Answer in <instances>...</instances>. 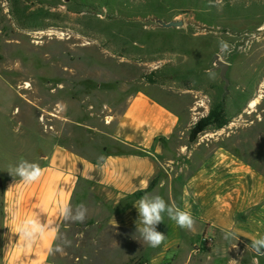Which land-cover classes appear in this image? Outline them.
Here are the masks:
<instances>
[{
    "label": "rangeland",
    "instance_id": "obj_1",
    "mask_svg": "<svg viewBox=\"0 0 264 264\" xmlns=\"http://www.w3.org/2000/svg\"><path fill=\"white\" fill-rule=\"evenodd\" d=\"M181 29L156 26L154 18ZM264 26V0H0V178L22 160L41 163L56 144L99 162L123 147L112 136L137 92L169 102L182 117L179 145L222 139L264 172V41L231 54L233 33ZM220 41L230 53L220 51ZM228 62L229 85L214 70ZM26 84L30 86L26 88ZM256 100L257 107H251ZM224 104L230 123L196 132L210 108ZM82 223L66 221L51 264H264L242 239L217 233L192 259L154 263L148 245L113 228L86 201ZM1 194V189H0ZM1 203V198H0ZM136 234V237L134 238ZM55 245V246H56Z\"/></svg>",
    "mask_w": 264,
    "mask_h": 264
},
{
    "label": "crops",
    "instance_id": "obj_2",
    "mask_svg": "<svg viewBox=\"0 0 264 264\" xmlns=\"http://www.w3.org/2000/svg\"><path fill=\"white\" fill-rule=\"evenodd\" d=\"M258 105V104H257ZM257 107V106H255ZM181 115L169 104L137 92L118 119L113 140L133 153L105 151L101 161L89 160L64 144L42 156L39 181H2L0 203V264H51L50 258L65 225L59 215L72 207L86 186V201L102 209L113 228L136 231L134 203L158 194L195 219L193 230L182 229L166 215L157 230L166 235L158 247L142 250L154 263L192 259L203 238L234 232L252 241L264 237V172L223 145L222 139L179 145ZM157 182L154 184V181ZM39 217L53 226L28 245L15 230L19 222Z\"/></svg>",
    "mask_w": 264,
    "mask_h": 264
},
{
    "label": "clouds",
    "instance_id": "obj_3",
    "mask_svg": "<svg viewBox=\"0 0 264 264\" xmlns=\"http://www.w3.org/2000/svg\"><path fill=\"white\" fill-rule=\"evenodd\" d=\"M220 51L222 53H230V46L227 42L220 41ZM8 172L13 177L18 176L20 182L24 184L37 182L44 174V170L39 164L27 160H22L16 165H10ZM133 205L138 211L136 234H139V241H142L149 247L155 248L164 242L166 235L158 231L157 226L164 222L165 215L182 229L193 230L195 226V219L190 211L182 210L178 206L167 202L158 194H145ZM87 214V206L83 203L77 205L75 208L69 204H65L61 207L59 213L64 221L73 223L84 222ZM50 229H53V226L39 217L27 218L15 225L16 232L28 245L34 244ZM225 237L234 239L236 234L234 232H226ZM71 245V239L64 237L63 243L57 244L54 251L63 252L66 247H70ZM250 248L254 253L264 255V237L253 239Z\"/></svg>",
    "mask_w": 264,
    "mask_h": 264
},
{
    "label": "water",
    "instance_id": "obj_4",
    "mask_svg": "<svg viewBox=\"0 0 264 264\" xmlns=\"http://www.w3.org/2000/svg\"><path fill=\"white\" fill-rule=\"evenodd\" d=\"M153 21H155L156 26L159 28H165V29H172V28H178L181 29L184 26V22L182 20L181 16H178L176 20L174 21H164L160 20L158 18H154ZM231 35L234 37L241 38L238 42L235 43L231 54L234 52H237L239 49L246 47L249 48L254 42H261L264 41V26H261L257 30H247L242 33H233L231 32ZM214 63L216 67L214 70H220V77L225 82V89H227L229 85V79L227 78V73L229 69L228 62L221 59L220 55L214 56ZM0 187H2V180L0 178Z\"/></svg>",
    "mask_w": 264,
    "mask_h": 264
},
{
    "label": "trees",
    "instance_id": "obj_5",
    "mask_svg": "<svg viewBox=\"0 0 264 264\" xmlns=\"http://www.w3.org/2000/svg\"><path fill=\"white\" fill-rule=\"evenodd\" d=\"M230 123V120L228 119V115L225 112L224 104L218 103L215 107L210 108L209 114L202 118L200 120V123L195 127L196 132H204L207 131L208 128L213 127L215 130H221L225 126H227ZM124 152L133 153L134 150L128 149L127 147H123ZM157 182V180L154 181V184ZM66 221H64V224ZM244 242H246L249 247L251 244L250 240L242 239ZM264 257V255H261Z\"/></svg>",
    "mask_w": 264,
    "mask_h": 264
},
{
    "label": "built area",
    "instance_id": "obj_6",
    "mask_svg": "<svg viewBox=\"0 0 264 264\" xmlns=\"http://www.w3.org/2000/svg\"><path fill=\"white\" fill-rule=\"evenodd\" d=\"M203 241L205 242V244H211L212 243V239L208 238V237H206V238L204 237Z\"/></svg>",
    "mask_w": 264,
    "mask_h": 264
},
{
    "label": "bare ground",
    "instance_id": "obj_7",
    "mask_svg": "<svg viewBox=\"0 0 264 264\" xmlns=\"http://www.w3.org/2000/svg\"><path fill=\"white\" fill-rule=\"evenodd\" d=\"M29 86H30L29 84H26V88L29 87ZM256 105H257V101L254 100V101L251 102V105L250 106L251 107H255Z\"/></svg>",
    "mask_w": 264,
    "mask_h": 264
}]
</instances>
